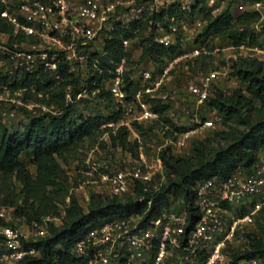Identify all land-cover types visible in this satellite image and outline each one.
I'll return each instance as SVG.
<instances>
[{
	"label": "built area",
	"instance_id": "1",
	"mask_svg": "<svg viewBox=\"0 0 264 264\" xmlns=\"http://www.w3.org/2000/svg\"><path fill=\"white\" fill-rule=\"evenodd\" d=\"M197 2L0 0V24L10 27L6 31L0 30V122L13 127L24 114H60L62 109L56 105L34 99L33 95L40 98L43 92L37 89L34 81L21 85V78L34 76L46 88L55 87L63 81L61 65L64 64L68 72L78 79L76 84L64 87L65 105L75 106L80 98L106 93L113 103L117 119L106 120L100 127L109 128L111 132L123 128L128 140L137 143L134 154L120 147L111 148L112 153L107 150L101 152L98 145L87 154L77 169L80 179L75 186L84 192L79 197L83 206L93 192L113 196L130 194L136 181L147 184L152 190L158 189L165 179L161 150L169 148L173 154L188 155L191 137L221 126V115L207 106L206 99L214 86L221 88L225 74L235 78L230 65L207 72L197 71L192 77L187 71L190 78L182 89L156 93L177 66L185 62L188 67L200 54L209 53L205 43L194 46L188 53L169 58L162 65H152L150 61L137 62L127 80L125 56L114 62L112 69L98 65L99 57L104 55L105 42L113 32L152 16L172 3L187 11ZM207 5L212 15L223 9L214 0H207ZM249 5L258 9L261 2L243 0L237 7L241 12ZM169 19L174 21L173 17ZM185 22V19L168 25L156 22L154 41L164 46H180L183 38L179 30ZM204 24L202 20L196 22L202 27ZM134 44H137L136 38L122 39V47L131 57ZM231 47L238 49V55L264 58V47L247 46L245 43ZM134 48L139 50L137 45ZM149 66L159 67V77L155 81H151ZM152 100H160L167 106L165 114L170 119L169 123L159 127L161 143L157 146L144 144L141 131L136 127V124L159 122L161 114ZM109 131H104L99 141L109 145ZM95 152L99 157L92 155ZM252 201L253 208L241 215L237 213V209ZM263 201L264 146L259 149L250 173L237 170L226 179L212 177L197 185L195 205L199 217L190 229H187L185 207L172 206L148 224L142 223L143 214H131L90 226L75 243L73 252L87 264H259L254 257L234 263L226 258L234 250L236 237L241 242L240 249L244 248L248 241L245 227ZM147 204L150 205V201ZM6 212L7 207L0 206V216L7 220ZM48 220L50 218L43 219L42 225L35 224V237L46 234L43 224ZM0 234L1 261L15 264L24 255L37 253L25 246L24 241L28 238L17 228L9 224L0 225Z\"/></svg>",
	"mask_w": 264,
	"mask_h": 264
},
{
	"label": "trees",
	"instance_id": "2",
	"mask_svg": "<svg viewBox=\"0 0 264 264\" xmlns=\"http://www.w3.org/2000/svg\"><path fill=\"white\" fill-rule=\"evenodd\" d=\"M193 16L205 21L204 32L198 37L202 43H206L207 39H219L232 46L245 43L247 46L264 47V38L263 42L258 41L259 34L251 26L258 20L259 12L244 10L234 16L227 5L218 14L212 15L207 0H198L187 11L172 3L152 16L113 32L105 42L104 55L99 57L98 65L112 69L119 58L125 56L127 62L130 60L131 54L122 47L123 38L137 39V62L164 64L166 59L179 53V46H164L155 42V23L168 25ZM171 17L174 18L172 22ZM9 28L0 24L1 31ZM194 62L196 66L197 60ZM230 68L238 85L228 92L214 86L206 99L207 106L221 115L222 128L203 139L193 140L188 155L181 156L173 154L169 148L162 149L160 156L165 179L158 189L152 190L147 184L136 181L132 193L124 196L90 193L86 206L73 192L80 175L77 172L69 174L64 164L85 141H95L104 131H109V128L103 129L100 125L109 119L116 120L117 115L114 110L109 116L83 115L77 112L76 105L66 106L63 89L67 84H76L78 79L68 72L64 64L61 65L63 81L55 87L46 88L34 76H23L21 85L34 81L37 89L43 92L40 98L32 94L34 99L56 105L62 112L30 116L22 129L7 127L0 122V178L12 177L19 183L18 193L0 198V206L11 207L14 216L24 219L27 224H40L43 219L51 218L46 223L44 236L24 241L26 247L33 248L37 253L26 254L15 264H87L75 256L73 247L90 226L131 214H143L142 223L148 224L168 210L174 201L185 207L187 229H190L199 217L195 205L197 185L212 177L226 179L237 170L250 173L259 149L264 146V58L237 55ZM128 74L125 71L126 80ZM102 95L107 94L96 96V100ZM152 102L161 114L156 124L160 127L169 123L170 119L165 114L167 106L160 100ZM153 126L136 124L142 138L143 132L152 130ZM108 136L109 145L99 142L102 150L112 153L111 148L120 147L136 153L137 143L128 140L123 128L109 131ZM246 211L247 206L237 209L240 215ZM4 224L13 226V222L0 216V225ZM246 237L248 241L244 248L231 252L229 261L234 263L242 258L254 257L259 264H264V238L250 231L246 232ZM0 264L8 263L0 260Z\"/></svg>",
	"mask_w": 264,
	"mask_h": 264
},
{
	"label": "rangeland",
	"instance_id": "3",
	"mask_svg": "<svg viewBox=\"0 0 264 264\" xmlns=\"http://www.w3.org/2000/svg\"><path fill=\"white\" fill-rule=\"evenodd\" d=\"M215 4L219 8H224L225 6H229L231 9L232 14L235 16L237 13L240 12V9L237 7L240 1L243 0H214ZM252 1V0H250ZM247 10L250 11H256L259 12V18L256 22L252 23L253 30L259 34L258 41L263 42L264 38V2H261V5L258 6V9H256V6L249 5L247 7ZM185 26L181 27L179 30V33L181 34L183 41L182 44L178 47L179 53H188L194 46L202 44L198 37L200 34H203L204 32V26L196 25V22L200 21L199 16H193V17H187L185 18ZM136 45L134 44L133 47ZM205 48L209 53H203L200 54L193 62L192 65H187L185 62L181 63L177 68H175L169 75L171 77L164 80L165 83H161L158 90H156V93H161L169 89L173 88H179L182 89V86L184 83L192 77L197 71H203L207 72L212 69H219L222 67L229 66L234 60V58L238 55V49H235L231 47L229 43H225L224 41H221L219 39L215 40H209L207 39L205 43ZM132 47V57H130V60L126 62L125 64V71L128 73L133 72L135 70V64L137 63L139 50L137 48L133 49ZM254 47H258L254 45ZM214 48H217L218 50H214ZM213 50V51H212ZM210 51H212L210 53ZM249 52V51H248ZM252 52V51H250ZM169 60V59H166ZM182 60H191V59H182ZM191 64V63H190ZM154 65V64H152ZM193 66L196 70L193 69ZM201 67H204V69L200 70ZM149 69L151 70V81L157 80L159 77V67H153L149 66ZM189 72V75L186 72ZM228 75V76H226ZM230 74H225L223 76V80L220 83V86L222 89H224L226 92L232 90V88L236 87L238 85L237 79L229 78ZM226 76V77H225ZM102 99V100H101ZM153 104V102H152ZM177 106V104H175ZM76 110L78 113L87 115V114H101L104 116H109V114H112L113 110V103L110 101L107 95H102L99 100H96V97L89 95L88 97L80 98L79 101L76 102ZM28 114H24L23 116H20L18 118V123L16 126H13L11 128H18L22 129L23 125L27 122L29 119ZM184 124V122H183ZM188 127L189 125H185ZM222 126H219L215 129H207L203 130L201 133H198L191 137V141L193 140H200L204 137L210 136L213 131L216 129H220ZM159 126L157 124H154L152 130L146 129L143 132V141L144 144H147L148 146H157L161 143V137L159 133ZM101 136V135H100ZM94 141H85L83 146L80 147L76 152L68 156L67 163L64 164V168L67 170L69 174H74L77 172V169L79 168L80 164L83 162L85 157L88 153L91 152V150L98 145V148L101 150V152L106 151L102 150L99 145V138ZM93 156L99 157V153L95 152L92 153ZM118 155V154H117ZM3 179V180H2ZM19 190V183L12 177L10 178H0V198H4L7 195L12 196V194H17ZM73 192L78 196H83L84 192L82 190L76 189V187L73 188ZM14 196V195H13ZM247 203V211L253 208V203ZM180 208L181 205L177 201H174L171 207ZM177 206V207H176ZM7 207L6 217L7 220L10 222H13V226L19 230L23 235L27 236L28 239L35 238L34 233L37 229V226L33 224H27L24 219L14 216L12 212V208L9 206ZM237 211V210H236ZM236 213V212H235ZM238 213V212H237ZM229 215V214H228ZM51 219V218H50ZM56 223H58V220L54 219ZM47 223V222H46ZM36 225H42V224H36ZM47 224H43V226L46 227ZM250 231L258 236H262L264 238V201L260 204V207L253 213L251 217V222L245 227V232ZM241 242L239 241V238L236 237L234 240V250L230 251H240ZM230 253L226 260L228 261L230 258Z\"/></svg>",
	"mask_w": 264,
	"mask_h": 264
},
{
	"label": "crops",
	"instance_id": "4",
	"mask_svg": "<svg viewBox=\"0 0 264 264\" xmlns=\"http://www.w3.org/2000/svg\"><path fill=\"white\" fill-rule=\"evenodd\" d=\"M76 1H80V0H76Z\"/></svg>",
	"mask_w": 264,
	"mask_h": 264
}]
</instances>
